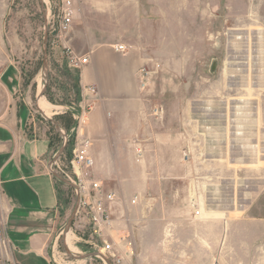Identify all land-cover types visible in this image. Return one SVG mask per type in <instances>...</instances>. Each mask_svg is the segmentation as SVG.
<instances>
[{
    "label": "crops",
    "instance_id": "crops-1",
    "mask_svg": "<svg viewBox=\"0 0 264 264\" xmlns=\"http://www.w3.org/2000/svg\"><path fill=\"white\" fill-rule=\"evenodd\" d=\"M170 3L74 0L70 27L54 34L57 55L48 61L50 77L77 72L73 140L74 145L89 140L92 158V166L77 173L89 193V182L98 181L99 196L114 194L106 203L111 216L106 233L114 241L128 235L137 264H159L158 259L165 264L182 248L176 244L199 250L224 222L229 241L235 213L243 215L253 196L264 194V166H257L264 161V151L253 149L258 147L257 128L255 144H249L245 108L235 113L238 117L229 128L225 125L226 154L220 159L226 164L223 178L229 189L225 194L217 186L221 162L213 151L217 136L209 121L211 111L201 91L184 89L186 60L167 57ZM180 12L173 17L179 18ZM116 44L127 50L117 51ZM70 52L88 56L87 61L70 63ZM21 69L8 63L0 71V219L9 244L7 258L10 264H75L84 258L67 250V236L79 246L93 237L92 227L77 205V194L78 220L73 225L78 222L80 229L72 225L65 231L57 177L50 170L57 156L58 163L62 160L60 134L67 130L57 115L69 106L49 101L45 85L39 90L42 82L27 84ZM55 84L48 83L49 91ZM33 95L36 107L40 97L49 105L48 113L38 107L44 122L33 115ZM261 142L264 146V139ZM250 160L256 166L250 167ZM68 185L76 192V186ZM223 194L225 201L218 198Z\"/></svg>",
    "mask_w": 264,
    "mask_h": 264
},
{
    "label": "rangeland",
    "instance_id": "rangeland-1",
    "mask_svg": "<svg viewBox=\"0 0 264 264\" xmlns=\"http://www.w3.org/2000/svg\"><path fill=\"white\" fill-rule=\"evenodd\" d=\"M50 1L0 0V71L8 63H12L17 70L22 68V80L27 84L42 82V85L47 86V89L44 87L43 90V93L47 91L46 97L49 95L52 101L56 99L75 105L74 79L70 76L57 78L56 73L52 77L49 76L48 61L53 62L57 55L53 48L57 41L46 25L47 8L58 0ZM169 5L171 18L167 57L186 60L184 89L201 91L205 98V107L211 111L209 121L217 136L212 140L216 145L213 151L219 155L221 162L218 171L222 177L217 186L222 187L226 194L229 189L226 178H223L226 164L224 159H220L226 154L225 125L228 124L229 128L231 119L238 117L235 113L241 108L246 110L243 115L244 122L250 125L249 144H255L253 129L257 128L258 147L253 149L264 151L261 142L264 139V0H180L179 3L177 0H171ZM52 10L53 14L54 9ZM177 11L184 12H180L179 18H174L173 12ZM44 61L47 64L46 69L43 68ZM50 82L56 83V88L51 91L48 88ZM41 88L38 86L39 90ZM35 100L36 96L33 95V115L35 119L44 122ZM53 128L51 130H54ZM68 158L66 155L62 156L60 165L70 174ZM250 161V167L256 166ZM257 166H264V161ZM56 174L78 189L77 182H73L75 177L70 175L68 178L61 171H56ZM68 183H57L61 211L66 224L72 214L77 212L75 202L78 194ZM251 184L254 188L251 190L255 192L256 180L251 181ZM225 194L218 195V198L225 201ZM238 200L243 201L241 198ZM250 203L252 204L243 215L235 213L233 229L230 230L233 238L229 241H226L223 220L224 225L219 228L212 241L203 243L199 250L185 249L187 244H176L183 249L176 251L175 257L168 259V262L164 260L165 264H264V194L254 195ZM75 220L78 219L73 215L68 230ZM77 224L73 227L78 231L80 228ZM87 239H83L84 242L77 246L67 236L65 246L77 256L94 252L100 254L89 242H85ZM91 239L98 241L94 235ZM59 250L64 253L62 241ZM3 261L10 264L7 257ZM1 262L0 260V264ZM157 262L160 264V259ZM75 264L104 263L99 256H91ZM134 264H137L135 258Z\"/></svg>",
    "mask_w": 264,
    "mask_h": 264
},
{
    "label": "built area",
    "instance_id": "built-area-1",
    "mask_svg": "<svg viewBox=\"0 0 264 264\" xmlns=\"http://www.w3.org/2000/svg\"><path fill=\"white\" fill-rule=\"evenodd\" d=\"M49 3L50 0H47ZM54 9V13L52 14ZM75 13L74 0H58L56 3L50 4L47 8L46 25L51 32L62 33L69 29ZM119 52L127 50L124 44H116L114 47ZM68 59L72 64L85 63L88 56L76 57L73 53H69ZM92 89V88H91ZM63 143L66 142L67 136L63 133ZM89 140L84 139L75 143L72 150V157L69 160L70 168L76 175L73 182H77L79 195L78 207L83 210L84 216L92 227V234L96 236L98 241L92 239L88 242L100 254L98 255L104 264H134V247L129 239V236L124 234L119 236L118 241L110 238L106 230L110 228L111 216L106 206L107 202L113 201L115 196L112 193L99 196L100 183L98 181H90L92 193H89L84 186L82 178L78 175L80 169H89L92 166V158L88 151ZM186 155V154H185ZM58 156L51 163L50 170L61 171L70 178L74 177L73 173L66 172L57 162ZM135 200H132L134 202ZM198 213V211H196ZM9 252V244L3 234V225L0 219V260L5 263Z\"/></svg>",
    "mask_w": 264,
    "mask_h": 264
},
{
    "label": "trees",
    "instance_id": "trees-1",
    "mask_svg": "<svg viewBox=\"0 0 264 264\" xmlns=\"http://www.w3.org/2000/svg\"><path fill=\"white\" fill-rule=\"evenodd\" d=\"M74 75V77L72 76ZM68 76L72 77L74 79V82H73V87H74V90H75V95H76V98H75V105H69V108L66 110L65 113L63 114H60V115H57V118H61L63 123H64V126L66 127V131H65V135L67 136V140L65 142V146H64V149L62 150V153L60 154V157L62 158V156L66 155L68 156V160L71 159V150H72V147L74 145V140H73V130L77 124V120L75 118L72 117V114L73 113H76L78 108H77V103H78V99H79V86H78V79H77V72H75L74 74H70L68 73ZM45 89H47V86L45 87ZM47 91L45 90L43 94H47L46 93ZM51 97L49 95H47V99L49 101H52L50 99ZM71 108V109H70ZM60 140L63 141V137H62V134H60ZM69 165V164H68ZM57 182H60L62 184H64L65 182L59 179H57ZM71 188V186H69Z\"/></svg>",
    "mask_w": 264,
    "mask_h": 264
},
{
    "label": "water",
    "instance_id": "water-1",
    "mask_svg": "<svg viewBox=\"0 0 264 264\" xmlns=\"http://www.w3.org/2000/svg\"><path fill=\"white\" fill-rule=\"evenodd\" d=\"M53 34H55V32H53ZM46 67H47V64H46V62L44 61L43 62V68L44 69H46ZM45 76L47 77V74L45 73ZM64 146H65V142L63 143V145H62V147H61V150L59 151V154L62 152V150L64 149ZM55 174V176L58 178V179H60V180H62V181H64V182H66L65 181V179H63V178H61V176L60 175H58V174H56V173H54ZM66 183H68V182H66ZM69 184V183H68ZM78 205V204H77ZM76 210H77V206H76ZM75 210V211H76ZM73 215H75V212L72 214V217L70 218V220H69V222H68V225H67V227H66V229H65V231H67V229L70 227V223H71V220L73 219ZM99 254L97 253V252H94V253H87V254H85V255H82V256H75V257H77V258H85V257H90V256H98ZM107 264H109L108 262H107Z\"/></svg>",
    "mask_w": 264,
    "mask_h": 264
},
{
    "label": "bare ground",
    "instance_id": "bare-ground-1",
    "mask_svg": "<svg viewBox=\"0 0 264 264\" xmlns=\"http://www.w3.org/2000/svg\"><path fill=\"white\" fill-rule=\"evenodd\" d=\"M38 86H39V88H41L42 83H39ZM37 103H38V107L42 110V112H44V113L50 112L48 103L45 102V100L42 97L39 98Z\"/></svg>",
    "mask_w": 264,
    "mask_h": 264
}]
</instances>
